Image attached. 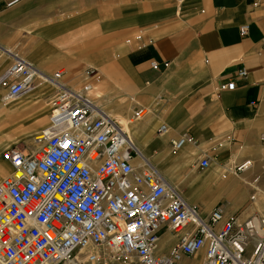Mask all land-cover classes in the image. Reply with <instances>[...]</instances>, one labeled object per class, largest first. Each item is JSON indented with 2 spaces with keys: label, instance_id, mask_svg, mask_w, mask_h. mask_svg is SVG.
Returning <instances> with one entry per match:
<instances>
[{
  "label": "crops",
  "instance_id": "obj_1",
  "mask_svg": "<svg viewBox=\"0 0 264 264\" xmlns=\"http://www.w3.org/2000/svg\"><path fill=\"white\" fill-rule=\"evenodd\" d=\"M32 21L47 29L48 38L44 34L37 37L43 44L39 57L36 46L27 50L32 54L29 56L27 51L21 55V50L12 48L22 40V26ZM244 25H248V33L241 35ZM263 38L264 0H23L0 10V75L13 61L9 53H17L49 75L68 68L71 72L65 81L71 78L76 86L82 78L77 61L97 62L116 77L115 83L107 81L102 87L109 88L111 100H117L107 113L128 130L143 155L170 179L167 173L175 172V168L169 162L173 157L166 151L172 139L184 133L192 135L198 144L189 143L178 153L180 168L192 166L201 152H209L219 165L229 160L235 166L252 158L253 141L259 140L264 148L260 140L264 132ZM76 44L83 52L78 57ZM152 60L159 63L158 69L152 68ZM243 68L248 71L246 77L238 76ZM231 80L236 81L235 88L221 91L220 85ZM42 86L26 95L25 102L5 104L0 110V177L11 172L9 162L3 159L5 149L17 146L24 152L31 150L16 144L27 140L33 127L42 122L23 125L27 109L41 102L37 113L44 115L47 104L52 105L56 86L52 82ZM129 98L136 106L146 107L149 116L130 118L134 121L131 124ZM162 123L170 127L164 137L157 135ZM164 138L163 148L160 144ZM232 168H226L229 173H223L222 180L216 174L203 180L189 172L186 181L178 185L170 182L190 202L205 203V212L227 196L229 206L233 204L227 209L229 216L237 214L245 220L263 213L264 182L258 172L263 170L264 161L239 174L244 175L243 180L230 172ZM255 178L258 183H254ZM173 240L164 234V252ZM202 258H187L180 264H200Z\"/></svg>",
  "mask_w": 264,
  "mask_h": 264
},
{
  "label": "built area",
  "instance_id": "obj_2",
  "mask_svg": "<svg viewBox=\"0 0 264 264\" xmlns=\"http://www.w3.org/2000/svg\"><path fill=\"white\" fill-rule=\"evenodd\" d=\"M21 2L0 0V10ZM248 29L242 26L241 35ZM151 66L158 69L159 63L152 60ZM63 74L49 75L13 55L0 75L2 101L37 81L56 85L52 126L35 139L38 146L3 152L11 172L0 179V264H180L201 255L200 264H264V213L240 220L227 215L226 200L208 212L191 203L151 160L136 162L142 153L120 122L93 102L87 85L74 89ZM247 75L245 68L238 72ZM235 86L231 80L220 90ZM144 111L135 110L133 119ZM169 131L162 123L157 135ZM189 143L198 144L181 134L171 150L178 154ZM212 161L201 152L192 168L209 169ZM253 165L247 158L232 170L239 175ZM164 234L174 237L167 252Z\"/></svg>",
  "mask_w": 264,
  "mask_h": 264
},
{
  "label": "rangeland",
  "instance_id": "obj_3",
  "mask_svg": "<svg viewBox=\"0 0 264 264\" xmlns=\"http://www.w3.org/2000/svg\"><path fill=\"white\" fill-rule=\"evenodd\" d=\"M35 22L36 21H32V23H28V25H23L22 26V29L24 30L23 31L24 34L21 36L22 40L18 41V43L14 47H12V48H14L16 50H21V51H19V53L21 55L25 54L23 52V50L27 51L29 48H32V47H35V46H36L35 49L36 48L38 49V51H36L35 54L38 53L37 55L39 57L40 54L42 53L41 49H42V45L43 44L40 42V40H38L37 37L43 36L42 34H44V37L47 36V34H45V31H47V29L40 28V26H37V23H35ZM28 30H33L34 33H32V34L30 32L28 33L27 32ZM49 30H51V28ZM45 38H48V37H45ZM127 40H133V38L132 37H128ZM59 41H60V44H61L62 43V39L59 40ZM74 52H75V56H77V57L80 56V54H83V52L81 51V49H79V46L77 44L75 45ZM30 53L31 52H29V51L26 52V54L28 56L32 55ZM24 58H26V57L24 56ZM27 58H29V57H27ZM81 60L82 59L77 61V67H76L77 70L81 71V75H82L81 81L79 83H77L76 86L70 82L71 78L69 79V81L68 80L65 81V77H67V75L70 74V72H71L66 67L58 69V70H63L65 72L62 80H64V82L66 84L70 85L71 87H73L75 89L82 88V87H84V85L90 86L91 89H92L91 93H90L91 99L94 102L100 104L105 109V111L110 110V104H113L117 100H113V99L111 100L110 96L107 95V90L109 88H107V90L106 89L104 90L102 87H104L105 82H107V81H112V82L115 83L116 82V77L114 75H111L110 73H107L95 61L87 60V62H81ZM97 69H99V71ZM42 87H47V84L42 86ZM25 100H26V97L24 96L21 99L15 101L12 104H14V105L15 104H21V103L25 102ZM134 100H137V99L134 98ZM127 102H132V108H133L132 113L133 114H134L135 110L141 108L140 106H136L134 104L135 101H132L131 98H129ZM40 104H41V102H39V103L36 102L30 108H28L26 113H25V119H22L21 122L25 126L31 125L34 121H41V119H42V122H40V124H38L35 127H33V132H32V134H31V136L29 138L27 137L28 138L27 140L26 139H22L19 143H16L18 146L26 147L28 149L35 148L37 146L34 143L35 136L40 134V132L42 130H44L45 128H48V127H50L52 125L51 121H49L50 120L51 105L47 104V109H46L47 113L43 115L42 113L41 114L37 113V111H38L37 107ZM129 104H131V103H129ZM4 105L5 104L1 100V93H0V110H1L2 106H4ZM144 108H145V111L141 115L145 114L144 117L145 116L148 117L149 116L148 115L149 110L146 107H144ZM133 114L128 116V119L133 118ZM4 119L5 118L3 117V119H1V120H4ZM12 120L13 119H9V122H13ZM137 122L138 121H136V123ZM165 139L166 138H164L162 140L161 144H160V146L163 147V148H164V146L166 144V140ZM166 152L169 153V155H171V157H173L172 160L169 161V162H171V165L175 168V172H168L167 174L170 176L171 181H173V183H175L177 185L181 181H186V178H187L189 172H193L194 176H197V177H199L200 179H203V180L209 179L211 177L210 176L211 174H214V175L216 174L217 175V179L218 180H222V179H224L222 174L224 173V174L227 175L229 173V172H227L226 168L233 167L232 165H230V161L229 160H227L224 163H222V165H219V164L216 163L215 159H213L211 167L209 169H206V170H196V169L192 168V166H188L186 168H180L179 160L177 158L178 154H175V153L172 152L171 145H168V149H167ZM251 152H252L251 157L254 159V165H255V162H257V161H260V160L264 161V157L262 158V156L264 155V148L262 147V145H261L259 140L258 141L257 140L253 141ZM144 155H145V153H144ZM225 166H227V167H225ZM223 167H225V168H223ZM258 173L262 175L261 183L264 182V168H263V170L261 172H258ZM238 176L241 177L242 180L244 179V175H238ZM1 178L2 177H0V179ZM181 184H182L181 188L185 189L186 188L185 187L186 186L185 182H182ZM224 194L227 195L228 192H225ZM208 199H209V197L204 201V202H206V204L208 203ZM225 200H228L227 196H225V198H222V199L220 198L219 200H217L215 202V204L211 208H209L207 211H210L219 201H225ZM195 204H197V203H195ZM198 205L202 208L203 205L205 206V203L202 202V203H200ZM232 205H230L228 207L231 208ZM163 242H164V240L162 241V243Z\"/></svg>",
  "mask_w": 264,
  "mask_h": 264
},
{
  "label": "bare ground",
  "instance_id": "obj_4",
  "mask_svg": "<svg viewBox=\"0 0 264 264\" xmlns=\"http://www.w3.org/2000/svg\"><path fill=\"white\" fill-rule=\"evenodd\" d=\"M23 1V0H22ZM9 54H11V55H18L19 57H21V58H24V57H22V56H20L19 54H17V53H9ZM25 59V58H24ZM25 60H27V59H25ZM27 61H29V60H27ZM30 63H32V64H34L33 62H31V61H29ZM37 67V66H36ZM38 68V67H37ZM39 69V68H38ZM40 70V69H39ZM65 73V72H64ZM63 76H64V74H63ZM63 76H62V78H61V80L63 79ZM63 81V80H62ZM48 82H51L50 80H48V79H45L44 81H37L36 83H35V85H34V87L30 90V91H28V92H26V93H24V94H22V95H20V96H18V97H16V98H13V99H10V100H5V101H2L4 104H9V103H12V102H15V101H17V100H19V99H21L22 97H24V96H26V95H28V94H30V93H32V92H34L37 88H39L40 86H42L43 84L44 85H46ZM64 82V81H63ZM53 83V82H52ZM54 84V83H53ZM55 85V84H54ZM56 86V85H55ZM85 86V85H84ZM88 86V85H87ZM89 87V97L91 98V96H90V93H91V87L90 86H88ZM73 88V87H72ZM83 88V87H82ZM82 88H79V89H82ZM75 89V88H74ZM2 100V99H1ZM94 102V101H93ZM96 105H98V106H101V105H99L98 103H96V102H94ZM102 107V106H101ZM104 109V108H103ZM105 110V109H104ZM107 112V111H106ZM129 122L131 123V124H133V119H130L129 120ZM52 124V123H51ZM130 127V126H129ZM131 129V128H130ZM126 132L128 131V130H125ZM128 133V132H127ZM128 135H129V133H128ZM165 136H166V134H165ZM162 137H164V136H162ZM36 138H41V135H38ZM35 144L38 146V143L36 142V140H35ZM21 149V148H20ZM140 150V149H139ZM140 152H141V150H140ZM142 153V157H138L137 159H136V162L137 163H139V164H142L143 163V160L146 158V159H148L146 156H144L143 155V152H141ZM145 157V158H144ZM254 167V165L251 167V168H249L247 171H249V170H251L252 168ZM246 171V172H247ZM230 172H233V170H230ZM246 172H244V173H246ZM241 174H243V173H241ZM254 183H258V178H255L254 180ZM255 200V199H254ZM253 200V201H254ZM192 203V202H191ZM227 204L229 205V202L227 201ZM260 214H262V213H260Z\"/></svg>",
  "mask_w": 264,
  "mask_h": 264
}]
</instances>
